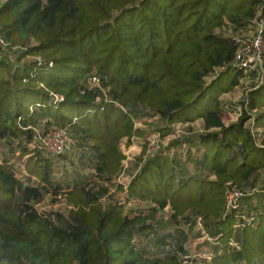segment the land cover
<instances>
[{"label":"trees","instance_id":"16d2710c","mask_svg":"<svg viewBox=\"0 0 264 264\" xmlns=\"http://www.w3.org/2000/svg\"><path fill=\"white\" fill-rule=\"evenodd\" d=\"M263 7L264 0H6L0 34L18 53L14 63L0 59V264H177L174 253L203 240L196 217L222 247L220 255L213 248V264H264V146L253 145L246 118L224 123L221 98L243 77L232 66L233 36ZM247 100L264 145V76ZM143 118L160 120L161 136L197 121L204 133L186 139L183 160L170 153L179 142L153 155L143 148L124 198L153 207L128 215L100 202L107 191L96 179L113 183L123 147L143 135L137 123H152ZM49 129L68 131L84 148L72 176L56 179L50 158L27 148ZM13 140L34 185L20 182L4 155L2 144ZM228 182L260 190L248 211L253 226L224 221ZM48 194L72 207L39 212ZM153 248L163 256L151 257Z\"/></svg>","mask_w":264,"mask_h":264},{"label":"rangeland","instance_id":"374dc122","mask_svg":"<svg viewBox=\"0 0 264 264\" xmlns=\"http://www.w3.org/2000/svg\"><path fill=\"white\" fill-rule=\"evenodd\" d=\"M6 2V0H0V7ZM18 48H0V59L8 58L12 63H14V57ZM28 60V58L26 59ZM256 85L255 80L250 79H242L239 82V86L235 87L229 93L223 94L221 98L224 100L225 103L234 104V103H243V101L247 98V96L252 92L253 87ZM233 116L229 113H224L223 121L226 125H230L234 123ZM146 122H152L149 125L140 124L141 120L137 123V128L143 132L141 137H134L130 146L123 147V153L126 156V160L123 163L122 169V177L118 180H114L113 183L105 184L103 181L96 179L97 187H101L105 189L107 192L100 198V202L108 206L109 204L114 205H121L124 208V211L128 215H138L145 213L144 215L148 214L149 210L153 207L152 204L148 203H141L138 201H126L123 197V187H127L132 180L133 176L137 173V160L142 158V150L146 146L147 143L154 142L155 144L159 145L160 147L163 146L164 149L172 142H179L180 145L185 146L186 139L195 138L204 133L203 125L201 121H197L191 124H178L173 125L174 127L172 131L169 130L163 136L159 135L156 131L161 129L162 122L158 119H144ZM236 123V122H235ZM234 123V124H235ZM38 134L33 137V140L30 144H27L28 149H34L40 153H43L44 156L49 157L51 162L53 163L54 167V175L56 179H61L59 176H63L67 173L68 176H72L73 169L78 164L79 157L81 156L82 150L84 149L81 145L80 141L76 139L73 135L75 141V147L71 149L69 152H66L61 155L51 156L49 154L50 148L52 147L53 140L52 134L53 132L48 130L47 134H43L40 130L37 131ZM180 136V137H177ZM158 139V140H157ZM13 145L2 144V150L4 155L7 156L11 164H13V170L17 176V178L22 183H27L29 185H34L33 180H29L27 177V171L24 168V162L28 156H24L21 159V155L19 150L17 149V141H12ZM11 149L14 150V153L11 152ZM147 152V150H146ZM180 150L172 149L170 153H178V155L183 156L184 153H180ZM184 163H186L184 161ZM190 172H193L191 166L187 165ZM64 173V174H63ZM85 173H88V170H85ZM85 187V186H84ZM126 191V189L124 190ZM72 206L70 202L65 200L62 197H53L51 194H48L43 198V200L35 206V208L39 212H58V213H66L68 209ZM163 213L168 216L169 211L167 208L163 210ZM232 220H228V225L231 224ZM203 240H196L194 242H188L185 244V256L189 257L196 252H202L206 247H199ZM164 252H161L157 248H153L151 250V257H160L163 256ZM192 257V256H191ZM221 264H230L227 261H223Z\"/></svg>","mask_w":264,"mask_h":264},{"label":"built area","instance_id":"2783aa9c","mask_svg":"<svg viewBox=\"0 0 264 264\" xmlns=\"http://www.w3.org/2000/svg\"><path fill=\"white\" fill-rule=\"evenodd\" d=\"M233 40L237 45V50L234 55L232 66L241 73V75L243 76L242 79L255 80L256 85L252 90L257 89L261 85L264 76V7L256 11V14L248 24L247 31L244 34L233 36ZM8 47L9 44L4 41L0 34V48L4 49ZM89 82L90 84L98 87L99 82L95 76H92L89 79ZM223 112L231 114L234 118V123L238 122L240 118H246L244 126L249 131V135L253 145L258 148L264 146L261 143L263 130L258 126H255V115L257 113V110L249 108L247 98L241 104H228L223 102ZM171 128L172 131H174V127ZM50 131L53 132V144L49 151V154L51 156L64 154L75 147L74 138L68 131ZM36 134H38L37 131L35 132L33 137H35ZM177 137L180 136L177 135ZM132 140L133 138L131 139V141ZM184 149L185 146L181 145L179 154H183ZM158 151L164 152V147H160L154 142L147 143V155H153ZM41 154L44 155L43 153ZM121 177L122 171L114 178V180H118ZM123 188L124 190L126 189L125 186ZM125 193L126 191H124L123 197ZM259 193L260 190L258 189V187L239 188L233 183L228 182L226 184V191L224 196V221L233 218L234 229H240L244 226H253L255 218L253 214L248 211H250L249 206L252 202L254 206L256 205V200ZM193 222L194 230L203 234V241H206L209 244V247H206L202 252H196L191 255L192 257L189 256L187 258L184 257L185 251L184 254H180L179 252L174 253V255L178 257L177 264H213V248L216 249V254L220 255L222 253V247L220 246L218 241H216L215 239H209L204 235L201 218L196 217L193 219ZM228 247L235 250L240 249L239 245L233 241L228 243Z\"/></svg>","mask_w":264,"mask_h":264},{"label":"crops","instance_id":"0c3cea01","mask_svg":"<svg viewBox=\"0 0 264 264\" xmlns=\"http://www.w3.org/2000/svg\"><path fill=\"white\" fill-rule=\"evenodd\" d=\"M223 100V99H222ZM223 102H224V100H223ZM254 207V204H253V202L250 204V206H249V209H251V208H253ZM230 264H232L231 262H229Z\"/></svg>","mask_w":264,"mask_h":264}]
</instances>
